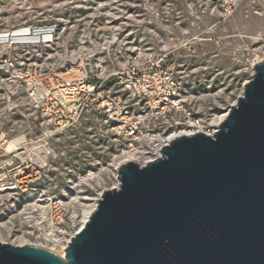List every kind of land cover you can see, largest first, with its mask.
Wrapping results in <instances>:
<instances>
[{"label": "rangeland", "instance_id": "1", "mask_svg": "<svg viewBox=\"0 0 264 264\" xmlns=\"http://www.w3.org/2000/svg\"><path fill=\"white\" fill-rule=\"evenodd\" d=\"M37 25H53L55 40L24 48L31 53L25 63L42 72L54 67L57 86L67 87V78L77 88L82 77L100 82L119 53L141 46L166 55L186 105L209 120L227 113L251 78L250 63L264 57V0H0V34ZM6 52L18 58L21 48L0 44V62ZM7 76L0 68L5 92L15 87ZM13 91L0 93V241L64 254L62 246L82 226L83 210L119 181L123 143L100 117L81 109L79 96L71 106L73 124L56 129L24 88ZM125 100L143 112L138 101ZM151 126L159 138L172 133L163 121ZM36 157L44 159L42 166ZM59 212L63 224L53 232L54 242L46 215L53 219Z\"/></svg>", "mask_w": 264, "mask_h": 264}, {"label": "water", "instance_id": "2", "mask_svg": "<svg viewBox=\"0 0 264 264\" xmlns=\"http://www.w3.org/2000/svg\"><path fill=\"white\" fill-rule=\"evenodd\" d=\"M117 175L64 254L0 241V264H264V59L213 134Z\"/></svg>", "mask_w": 264, "mask_h": 264}, {"label": "built area", "instance_id": "3", "mask_svg": "<svg viewBox=\"0 0 264 264\" xmlns=\"http://www.w3.org/2000/svg\"><path fill=\"white\" fill-rule=\"evenodd\" d=\"M19 29L22 31L15 33L9 31L4 33L5 36H0L6 38L0 44H5L7 47L14 44L21 48L18 58L6 52L0 62V68L8 74L6 79L15 85L14 87L11 84L15 89H18V86L24 88L35 108L44 111L42 114L47 118L48 126L65 129L72 125L74 113L71 106L79 96L85 102L81 109L86 107L103 120L114 139L123 143L124 153L135 152L137 158L141 154L149 155L140 164L149 161L147 160L149 158L153 160L160 156L162 147L172 139L168 140L169 134H167L152 142L150 135L158 134L151 126L154 121H163V127L171 130L172 133H181L179 135H191L197 132L213 134L218 128L220 122L203 119L186 105L181 94V83L166 65V55L161 52L134 46L127 52L119 53L115 68L100 82L87 81L82 77L77 88L71 86L69 83L71 81L67 78L65 79L67 87L57 86L54 67L42 72L40 66L34 63V66L26 64L25 61L29 60L25 57H29L31 53L24 49L30 45L35 47L40 44H51L55 40V27L37 25L22 26ZM109 43L119 45V42ZM262 59L264 57L250 63L252 72L254 65ZM65 73L68 74L67 71ZM109 78H114L113 84L106 89L103 85ZM13 87H7L6 92L3 89V93L13 94ZM126 97L138 101L143 112L132 111L125 100ZM48 220L51 233L49 236L54 240L58 237H55L53 232L57 231V226L63 224V215L59 212L50 219L47 214L46 221ZM68 241L62 246L63 252Z\"/></svg>", "mask_w": 264, "mask_h": 264}, {"label": "bare ground", "instance_id": "4", "mask_svg": "<svg viewBox=\"0 0 264 264\" xmlns=\"http://www.w3.org/2000/svg\"><path fill=\"white\" fill-rule=\"evenodd\" d=\"M3 1H6V0H3ZM0 36H5L4 34L3 35H0ZM5 39L6 38H0V42H4L5 41ZM224 116L225 115H223V116H220V117H218V118H216L214 121L216 122V123H219L223 118H224ZM179 134H181V133H177V132H175V133H171L170 135H168V137H167V139L169 140V139H171V138H173V137H175V136H177V135H179ZM150 139H151V141L152 142H154V141H156L157 139H158V135H153V134H151L150 135ZM161 144V143H160ZM14 147V145H12V148ZM31 151V150H30ZM123 157H124V161L125 160H136V159H138L137 158V156H136V154H135V152H129V153H123ZM38 156V155H37ZM45 156V155H44ZM19 157V156H18ZM35 160L38 162V164L39 165H41L42 166V163H43V158H41V159H39L38 157H36L35 158ZM147 160H151L150 158L149 159H147ZM45 162V161H44ZM118 185V181L116 182V184H115V186H117ZM95 205H96V203H93L89 208H85L84 210H83V212H82V215H81V224L83 225L84 224V222L86 221V219L88 218V216H89V214H90V212L93 210V208L95 207ZM39 206L40 207H42V214H46L47 213V209H46V205H40L39 204ZM53 241H55V239L53 240ZM63 253V252H62Z\"/></svg>", "mask_w": 264, "mask_h": 264}]
</instances>
